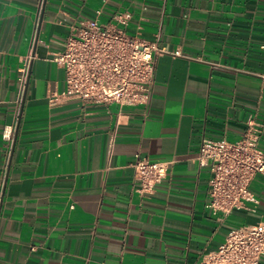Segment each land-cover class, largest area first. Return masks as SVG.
<instances>
[{
	"label": "crops",
	"instance_id": "crops-1",
	"mask_svg": "<svg viewBox=\"0 0 264 264\" xmlns=\"http://www.w3.org/2000/svg\"><path fill=\"white\" fill-rule=\"evenodd\" d=\"M123 11L164 49L148 106L61 97L53 56ZM249 123L264 125V0H0V264H201L264 223L263 175L242 209L215 213L198 160L203 138L237 141ZM138 157L169 164L152 191Z\"/></svg>",
	"mask_w": 264,
	"mask_h": 264
},
{
	"label": "built area",
	"instance_id": "built-area-1",
	"mask_svg": "<svg viewBox=\"0 0 264 264\" xmlns=\"http://www.w3.org/2000/svg\"><path fill=\"white\" fill-rule=\"evenodd\" d=\"M131 20L129 11L118 12L111 24H103L96 18L68 37L63 51L52 58L66 73V90L61 97L84 104H116L121 108L148 106L157 58L164 49L158 46L159 35L154 40L139 33L130 35L127 28ZM30 59L22 70V88L28 80ZM50 100L54 101V96ZM263 130V124L249 123L248 130L237 141L203 138L198 160L211 169L208 207L215 213L227 215L242 209L251 182L257 175L264 176V151L260 147ZM3 134L12 143L15 126H6ZM133 167L137 179L150 191L169 172L168 163L141 157ZM263 258L264 223H258L230 232L225 243L206 255L201 264H264Z\"/></svg>",
	"mask_w": 264,
	"mask_h": 264
}]
</instances>
